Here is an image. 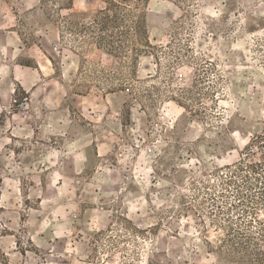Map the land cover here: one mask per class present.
<instances>
[{
	"label": "rangeland",
	"instance_id": "obj_1",
	"mask_svg": "<svg viewBox=\"0 0 264 264\" xmlns=\"http://www.w3.org/2000/svg\"><path fill=\"white\" fill-rule=\"evenodd\" d=\"M262 130L264 0H0V264H222Z\"/></svg>",
	"mask_w": 264,
	"mask_h": 264
},
{
	"label": "trees",
	"instance_id": "obj_2",
	"mask_svg": "<svg viewBox=\"0 0 264 264\" xmlns=\"http://www.w3.org/2000/svg\"><path fill=\"white\" fill-rule=\"evenodd\" d=\"M251 142L248 151L254 146L264 153V130ZM242 156L227 180V185L234 183L231 177L242 182L234 188L236 203L220 210L226 216L222 234L214 247L210 243L207 246L209 253L220 256L222 264H264V159L252 162L245 159L247 153ZM231 210L236 211L234 218L228 216Z\"/></svg>",
	"mask_w": 264,
	"mask_h": 264
},
{
	"label": "built area",
	"instance_id": "obj_3",
	"mask_svg": "<svg viewBox=\"0 0 264 264\" xmlns=\"http://www.w3.org/2000/svg\"><path fill=\"white\" fill-rule=\"evenodd\" d=\"M20 107H22L23 105L21 104V105H19Z\"/></svg>",
	"mask_w": 264,
	"mask_h": 264
}]
</instances>
